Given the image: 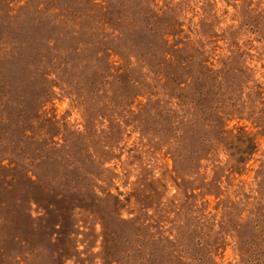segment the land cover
<instances>
[{
  "label": "rangeland",
  "instance_id": "obj_1",
  "mask_svg": "<svg viewBox=\"0 0 264 264\" xmlns=\"http://www.w3.org/2000/svg\"><path fill=\"white\" fill-rule=\"evenodd\" d=\"M0 264H264V0H0Z\"/></svg>",
  "mask_w": 264,
  "mask_h": 264
}]
</instances>
